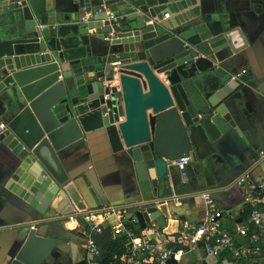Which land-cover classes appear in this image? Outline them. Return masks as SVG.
<instances>
[{
    "label": "water",
    "instance_id": "obj_1",
    "mask_svg": "<svg viewBox=\"0 0 264 264\" xmlns=\"http://www.w3.org/2000/svg\"><path fill=\"white\" fill-rule=\"evenodd\" d=\"M206 3L78 0L76 12L52 15L44 0H0V94L13 95L0 144L15 157L5 190L40 213L69 215L70 177L58 153L105 130L129 150L135 196L148 200L166 182L167 161L196 160V131L239 132L229 99L248 77L230 80L224 67L246 42L237 27L212 20ZM94 40L103 41L100 53ZM160 205L134 211L141 229L166 215ZM111 235L110 227L92 232L98 261ZM53 245L31 229L10 264H37Z\"/></svg>",
    "mask_w": 264,
    "mask_h": 264
},
{
    "label": "crops",
    "instance_id": "obj_2",
    "mask_svg": "<svg viewBox=\"0 0 264 264\" xmlns=\"http://www.w3.org/2000/svg\"><path fill=\"white\" fill-rule=\"evenodd\" d=\"M44 1L52 15L78 10V0ZM83 2L93 3V0ZM204 11L212 20L228 28L237 27L246 42L242 51L228 60L224 67L229 79L231 76H238V79L243 70L248 77L233 94L234 102L229 99L239 132L230 129L215 138L204 129L192 134L196 160L187 163L184 176L180 174L175 162L167 161L166 182L158 186L152 198L145 200L157 209L161 202L166 205V215L160 213L151 220L152 224L164 232L169 225L175 229L180 222L202 220L205 214L202 193L206 191L210 192L217 207L224 211L225 215L220 220L221 227L231 231L234 224L245 217L248 209L240 188L232 184L234 178L252 165L253 178L264 177V159L259 160L257 155L259 150L264 149V0H207ZM171 17L167 14L163 16ZM93 30L88 32L92 33ZM101 42H93L96 53L101 51ZM11 98L13 95L6 92L0 94V121L5 124L12 116L8 108ZM58 157L70 177L66 190L74 211L67 216L50 207L40 213L5 190V174L14 168L15 157L0 144V264H10L31 229L40 236L54 240L53 247L37 264H76L80 260L87 262L84 243L92 231L90 224L79 214L139 200V196H135L137 179L129 150L107 131L97 130L86 134L60 150ZM131 211L128 213L131 214ZM98 220L103 228H111L119 223L115 214H100ZM138 227L139 230L135 226L133 228L141 233L140 230L144 229ZM151 237L159 239L154 234ZM237 243L248 246L247 238L238 237ZM164 245L169 247L168 244ZM108 250L117 254L125 252V238L112 233L110 241L105 245V254ZM231 257L232 253L228 252L218 257L214 264H229ZM102 261L97 264H102ZM257 261L264 264V247ZM207 263L208 259L201 247L184 254L179 262Z\"/></svg>",
    "mask_w": 264,
    "mask_h": 264
},
{
    "label": "built area",
    "instance_id": "obj_3",
    "mask_svg": "<svg viewBox=\"0 0 264 264\" xmlns=\"http://www.w3.org/2000/svg\"><path fill=\"white\" fill-rule=\"evenodd\" d=\"M109 19L116 21L117 16L109 15ZM245 74V70L240 75ZM231 76L230 79H237ZM116 91H119L118 86ZM6 129V124L0 121V134ZM258 159H264V149L257 152ZM175 165L180 174L184 176V168L189 162L188 157L178 159ZM253 166V165H252ZM251 167L240 172L232 184L240 188L243 201L248 207L245 217L234 224L231 231L220 225L224 211L220 210L210 192L202 193L205 205V214L199 222L184 221L175 226L171 235L166 234L162 228L149 220L146 228L139 230L134 211L147 206L145 200L135 201L126 205L110 206L99 210L83 211L79 215L90 224L92 232H101L103 228L98 220L100 214L104 216L115 214L119 223L111 227L114 235H122L127 242V250L122 254H111L105 264H171L168 259L173 256L175 264H179L182 256L201 247L208 259L207 264H214L218 257L231 252L229 264H260L257 257L261 255L264 247V177L254 179ZM131 211V214L128 211ZM128 213V214H127ZM122 219V221L120 220ZM154 234L159 239L151 237ZM247 238L248 246H240L237 238ZM162 240V241H161ZM163 244V245H162ZM164 244H168L169 247ZM87 264H97L99 254L94 239L89 235L84 243Z\"/></svg>",
    "mask_w": 264,
    "mask_h": 264
},
{
    "label": "trees",
    "instance_id": "obj_4",
    "mask_svg": "<svg viewBox=\"0 0 264 264\" xmlns=\"http://www.w3.org/2000/svg\"><path fill=\"white\" fill-rule=\"evenodd\" d=\"M112 253H114V252L109 251V250L106 251V254H105L104 258H103L102 264H105V262L107 261L108 257H109L110 254H112Z\"/></svg>",
    "mask_w": 264,
    "mask_h": 264
}]
</instances>
